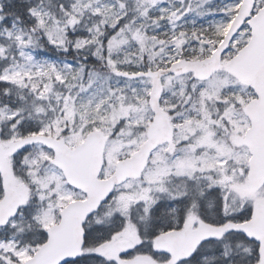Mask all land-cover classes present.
<instances>
[{
	"label": "snow or ice",
	"instance_id": "obj_1",
	"mask_svg": "<svg viewBox=\"0 0 264 264\" xmlns=\"http://www.w3.org/2000/svg\"><path fill=\"white\" fill-rule=\"evenodd\" d=\"M0 264H264V0H0Z\"/></svg>",
	"mask_w": 264,
	"mask_h": 264
}]
</instances>
